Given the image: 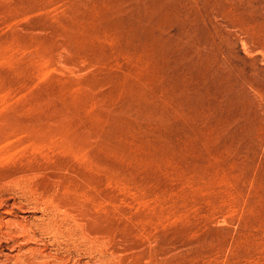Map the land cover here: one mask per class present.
Segmentation results:
<instances>
[{"label": "rangeland", "instance_id": "obj_1", "mask_svg": "<svg viewBox=\"0 0 264 264\" xmlns=\"http://www.w3.org/2000/svg\"><path fill=\"white\" fill-rule=\"evenodd\" d=\"M0 264H264V0H0Z\"/></svg>", "mask_w": 264, "mask_h": 264}]
</instances>
